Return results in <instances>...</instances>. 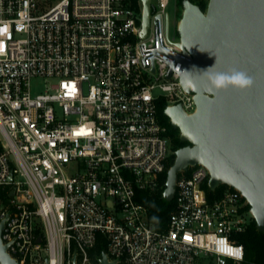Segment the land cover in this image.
Masks as SVG:
<instances>
[{"label":"built area","instance_id":"obj_1","mask_svg":"<svg viewBox=\"0 0 264 264\" xmlns=\"http://www.w3.org/2000/svg\"><path fill=\"white\" fill-rule=\"evenodd\" d=\"M169 3L151 0L142 37V0H0V222L19 264H100V235L115 264L245 259L249 203L229 185L210 198L206 166L179 173L165 225L143 201L173 153L160 100L196 110ZM35 77L55 82L33 94Z\"/></svg>","mask_w":264,"mask_h":264},{"label":"water","instance_id":"obj_2","mask_svg":"<svg viewBox=\"0 0 264 264\" xmlns=\"http://www.w3.org/2000/svg\"><path fill=\"white\" fill-rule=\"evenodd\" d=\"M142 3L141 35L145 37L151 0ZM182 7L179 45L186 58L180 80L194 94L196 110L189 114L181 103L164 110L188 144L174 151L163 197L173 200L180 172L204 165L210 171L209 188L215 191L227 184L238 189L250 205L258 230L264 232V0H209L206 9L184 0ZM234 72L251 77V86L240 89L212 83L213 78L231 77ZM3 227L1 221L0 261L19 264L3 243ZM45 264H50L48 258ZM100 264L115 262H109L103 251Z\"/></svg>","mask_w":264,"mask_h":264},{"label":"trees","instance_id":"obj_3","mask_svg":"<svg viewBox=\"0 0 264 264\" xmlns=\"http://www.w3.org/2000/svg\"><path fill=\"white\" fill-rule=\"evenodd\" d=\"M138 2L139 0H134ZM184 0H177V2L183 6ZM192 2L201 6L202 9H206L209 0H191ZM166 102L161 99L158 104V115L160 120L167 126V134L170 136L172 149H176L188 144L187 141L180 139V131L174 128L171 124L169 117L164 113L166 108ZM175 159L174 152L169 157L168 167H170ZM167 179V170L161 175L162 187L155 193H149L148 191H142L143 201L149 205V219L157 226L165 225L170 214L174 210L175 200L168 201L163 197V191L165 189V182ZM227 184H221L215 191H212L206 184V189L210 198L219 196L222 194ZM250 206V205H249ZM238 241L243 243L245 247V259L241 264H264V232L258 230L255 220L253 219L248 227L238 233ZM106 250V244L103 237L100 235L96 246L93 248L92 253L94 260L98 261L102 252Z\"/></svg>","mask_w":264,"mask_h":264},{"label":"rangeland","instance_id":"obj_4","mask_svg":"<svg viewBox=\"0 0 264 264\" xmlns=\"http://www.w3.org/2000/svg\"><path fill=\"white\" fill-rule=\"evenodd\" d=\"M158 0H152L153 4H157ZM183 7L177 2V0H170L166 13L169 15V37L173 41L180 40V34L178 31L179 20L181 19ZM55 82L54 79L46 80L43 77H35L32 79V92L33 94L43 92L47 89L51 83ZM174 152V150L172 149ZM168 170V169H167Z\"/></svg>","mask_w":264,"mask_h":264},{"label":"clouds","instance_id":"obj_5","mask_svg":"<svg viewBox=\"0 0 264 264\" xmlns=\"http://www.w3.org/2000/svg\"><path fill=\"white\" fill-rule=\"evenodd\" d=\"M252 79L246 73L243 72H234L231 77L219 76L213 78L212 83L216 87H224L227 84H231L240 89H245L252 84Z\"/></svg>","mask_w":264,"mask_h":264}]
</instances>
